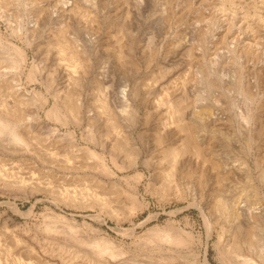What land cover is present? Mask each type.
<instances>
[{"label":"rangeland","instance_id":"obj_1","mask_svg":"<svg viewBox=\"0 0 264 264\" xmlns=\"http://www.w3.org/2000/svg\"><path fill=\"white\" fill-rule=\"evenodd\" d=\"M263 50L264 0H0V264H264Z\"/></svg>","mask_w":264,"mask_h":264},{"label":"bare ground","instance_id":"obj_2","mask_svg":"<svg viewBox=\"0 0 264 264\" xmlns=\"http://www.w3.org/2000/svg\"><path fill=\"white\" fill-rule=\"evenodd\" d=\"M226 1V0H225ZM225 19V18H224ZM252 23V22H251ZM248 24V23H247ZM262 24V23H261ZM250 29L252 28L253 30H260V28L256 25V24H254V25H249L248 26ZM252 29H251V31H252ZM262 30V29H261ZM219 36V35H218ZM229 37V36H228ZM62 38V37H61ZM220 38V37H219ZM226 38V37H225ZM218 39V38H217ZM221 40V39H220ZM219 40V41H220ZM228 40V39H227ZM226 40V41H227ZM241 41V40H240ZM66 43V42H65ZM221 43H223L222 41H221ZM233 43V42H232ZM247 43V42H246ZM226 44V43H225ZM63 46V45H62ZM60 47V46H59ZM70 47V46H69ZM247 48H248V46L247 45H245V44H243V45H241L240 47H239V50L240 51H245V50H247ZM236 49V48H235ZM234 49V50H235ZM69 50V49H68ZM70 51V50H69ZM264 51V50H263ZM72 52V51H71ZM239 52V51H238ZM234 53V52H233ZM239 54V53H238ZM70 56L72 57V58H74V56L70 53ZM228 57V56H227ZM263 62V61H262ZM261 70H262V68H261ZM257 72H259V70L257 71ZM253 81V80H252ZM3 85V84H2ZM4 86V85H3ZM1 88V87H0ZM242 90H243V92H244V94L245 95H247V97H248V93H249V90H250V82H248V81H245V82H243V87H242ZM251 98V97H250ZM173 106V112L174 113H180V111H182V109H180V105L179 104H173L172 105ZM1 107V106H0ZM68 107L70 108V110L73 108V106H71V105H68ZM4 109V108H3ZM251 110H252V107H249V109L246 111V113H245V116H244V119L246 120V123H247V127H248V129H249V132L251 131V126H253L254 128H256V126L258 125V120L257 119H253V116H252V112H251ZM11 111V108H10V110L8 111V110H4V111H0V142H19V143H26V135H28V134H26V133H24L22 130L20 131V127H19V129H18V127H17V125H18V120L15 118V116L10 112ZM190 114V113H189ZM176 116V115H175ZM171 122H173V121H171ZM182 123V122H181ZM188 125V124H187ZM187 125H183V127H182V129L183 130H186V133L187 134H191V132H192V129H191V127H188ZM189 125H190V123H189ZM90 126V125H89ZM25 128V127H24ZM203 128H204V126H203ZM258 128H259V125H258ZM22 129V128H21ZM89 130H92V129H89ZM255 130V129H254ZM27 132V131H26ZM92 132V131H91ZM26 134V135H24V134ZM91 134H93V133H91ZM30 136V135H29ZM187 137V136H186ZM189 138L188 139H190V137H191V135L190 136H188ZM28 139V138H27ZM159 140H160V138H159ZM192 140V141H191ZM191 140H190V143L191 142H193V138H191ZM194 142H197V141H195V139H194ZM13 145V144H12ZM9 146V145H8ZM6 147V146H5ZM183 147H185V146H183ZM190 147V146H189ZM191 148V147H190ZM192 149H193V151L196 153V154H198V152L200 151V147H199V145L197 144V143H193V145H192ZM202 149V148H201ZM171 150V149H170ZM92 152V151H91ZM178 152V150H176V152H175V154ZM173 154V153H172ZM177 155V154H176ZM170 156H172L171 154H170ZM183 157V156H182ZM169 159V158H168ZM167 160V159H166ZM175 162H176V160H175ZM189 163V162H188ZM187 163V164H188ZM242 163L243 164H245V161H242ZM177 166V165H176ZM184 167V166H183ZM176 168V167H175ZM179 168V166L177 167V169ZM167 169H168V167H167ZM180 169V168H179ZM178 169V170H179ZM196 169V168H195ZM190 170V169H189ZM197 170V169H196ZM177 171V170H176ZM175 171V172H176ZM188 171V170H187ZM191 171V170H190ZM193 171V170H192ZM166 172V171H165ZM178 172V171H177ZM182 172V171H181ZM197 172H198V170H197ZM203 172V171H202ZM169 173V172H168ZM179 173V172H178ZM177 173V174H178ZM191 173V172H190ZM193 174L195 175V173L193 172ZM203 174V173H202ZM180 175V174H179ZM189 175V174H188ZM173 176V175H172ZM175 176V175H174ZM177 176V175H176ZM204 176V175H203ZM165 177V176H164ZM165 180V179H164ZM201 188H202V186H201ZM199 190H201L200 188H199ZM235 213H236V211H235ZM230 216L231 217H234L235 215L233 214V211L230 213ZM249 232V231H248ZM246 233H247V231H246ZM241 233H240V231L239 230H233V231H231L230 232V234H228L229 235V243H231V244H233V245H238V242H239V239H240V235ZM246 236H248L247 234H245ZM245 235H244V237H245ZM243 237V236H242ZM160 238H165V239H169V240H176V241H179V239L177 238V237H173L171 234H167V233H161L160 234ZM251 238V237H250ZM249 238V239H250ZM246 239V238H245ZM242 241V240H241ZM247 242H249V240L247 241ZM109 247V246H108ZM101 248L106 252H109L110 254H114V251H112V250H110V249H108L106 246H104V245H102L101 246ZM113 249V248H112ZM99 250V249H98ZM102 251V250H101ZM106 252V253H107ZM203 263L204 264H210L209 263V261L207 260V258L206 257H204V260H203Z\"/></svg>","mask_w":264,"mask_h":264}]
</instances>
